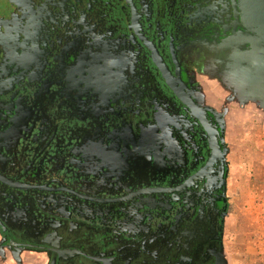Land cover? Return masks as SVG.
I'll list each match as a JSON object with an SVG mask.
<instances>
[{
	"label": "flooded vegetation",
	"instance_id": "flooded-vegetation-1",
	"mask_svg": "<svg viewBox=\"0 0 264 264\" xmlns=\"http://www.w3.org/2000/svg\"><path fill=\"white\" fill-rule=\"evenodd\" d=\"M197 51L200 63L210 56L224 65L233 56L263 52L264 0H0V153L29 121L31 136L45 137L40 114L46 107L53 127L34 166L74 151L71 172L95 190L75 188L50 170L29 181L0 171L27 183L63 181L100 197L155 189L113 204L70 195L87 205L77 206L75 223L46 222L33 234L14 223L13 213L0 214L8 228H0L5 245L45 251L48 264H77L78 255L104 264H218L228 153L223 118L201 103L191 78L186 58ZM48 95L54 98L49 107L42 105ZM65 229L77 232L76 245L66 243Z\"/></svg>",
	"mask_w": 264,
	"mask_h": 264
},
{
	"label": "rangeland",
	"instance_id": "rangeland-1",
	"mask_svg": "<svg viewBox=\"0 0 264 264\" xmlns=\"http://www.w3.org/2000/svg\"><path fill=\"white\" fill-rule=\"evenodd\" d=\"M203 52L207 53L206 50H203L202 53ZM198 55L199 52L197 51L196 53L190 54L189 57H198ZM192 58H186V60L192 62V64L188 63V65L192 66L191 78L195 84L199 86L201 84L199 79L202 77L205 63L204 61L200 63V58L194 62ZM199 91L200 89H198V93ZM53 100V95H48L42 100V105L46 104L47 107H49ZM48 112L49 111L46 107H44L42 113L40 114L41 117L42 115L45 116L43 119L46 124H44L43 127H45L44 131H47L46 135L43 134L45 137L41 136L43 138H40V140L38 137L31 136L30 134L33 130V121H29L27 124L19 128L17 130L18 132L16 131L17 134L22 135L21 145L30 150L29 153H27L28 164H31L34 161V155L37 154L36 151H38L40 145L44 142H46V144L49 142L50 138L48 136L53 127V123L50 121L51 117ZM33 117V119H35V116ZM57 126L60 128H66L67 125L64 121H59ZM247 126L248 122H240L238 126L235 125L229 129L225 128V141L227 137L228 140L232 139L233 141H230V143L226 142L229 173L227 178L225 200L228 207L224 220L223 250L218 260V264H264V169L259 166V163L263 158L256 152L259 148L257 147L256 140H253L255 136L254 134H251L252 132L247 131ZM72 135H75L76 137L78 135L76 133V129L74 128L72 130ZM64 138L66 139V137H63V139ZM70 152L71 150H64L61 154H56V156H54L53 162L55 164L50 169L51 175L58 174L65 181L74 185L75 188L79 187L85 190H93V187H89L83 181L81 173L71 172L72 168L69 166ZM71 153L75 155L74 151ZM0 163H2L1 169H5L8 162L6 161V163ZM76 171L80 170L77 169ZM43 174H46L45 171ZM36 175L37 173L35 174V172L31 170L21 179L28 181L35 180L34 177H37ZM46 175L41 177L43 178L42 180L47 178ZM142 176V174L138 175L136 180L138 184L145 182L144 177ZM17 191L18 190H14L9 187L7 188L0 184V202L3 204L5 203L7 209V202L10 201L9 207L13 206L11 211H13L14 223L24 227L23 229L28 233L34 232L35 229H40L46 224V222H48V224L54 223L56 225L58 224V218L62 219V216L65 215L64 211L66 209L58 210L52 206L53 208L50 210L51 212H47L44 209L38 210V208L32 204V201L23 202V200L19 199V197L18 199H13L10 193H13V195L21 193ZM97 191L99 192V190ZM23 193L26 195V192ZM30 193L35 195V200L38 201V199H41V203L44 205L47 203L48 207H51L50 204H54V198H51L52 195H49L48 193ZM61 195L75 200L73 196H70L67 193ZM49 200H52V202L50 203ZM1 208L2 207L0 206V214L3 215L5 214V210L3 212ZM77 208V206L73 207L74 212L71 218L73 222L75 221L77 215L76 210H79ZM39 215L40 217H38ZM82 217V214H80L79 219H82ZM24 218H26L27 221L24 220ZM76 233L67 232V229H65V231L63 230L62 236L67 238L66 243L68 245L72 244L74 246L77 244L76 242H78V240L75 236ZM43 234H47V232ZM27 242L31 245L40 243V241L37 240H28ZM48 262L49 255L47 252L21 248L12 250L9 245L4 244V239L0 234V264H48ZM76 262L77 264H104L103 262L88 260L86 257L79 255L76 258Z\"/></svg>",
	"mask_w": 264,
	"mask_h": 264
},
{
	"label": "crops",
	"instance_id": "crops-1",
	"mask_svg": "<svg viewBox=\"0 0 264 264\" xmlns=\"http://www.w3.org/2000/svg\"><path fill=\"white\" fill-rule=\"evenodd\" d=\"M199 58V55L198 57L194 56L192 60L197 61ZM204 63L205 67L202 72V77L199 79L201 84L197 86V88L200 89L198 95L201 103L213 108L222 116V120L225 121L226 129L235 125L238 126L240 122H248L247 131L252 132L251 134L255 136L253 140H256L257 147L259 148L256 152L263 158L259 166L264 169V51L261 53L251 52L241 57L233 56L230 63L227 65H224V60L212 59L210 56ZM17 132L14 134V137H12V140L7 141L5 144L7 148L5 150L6 154H2L3 151L0 153L1 160L8 162L3 171L6 174L21 179L31 170H33L35 174L48 169L50 170L54 162L49 165L42 161L41 164L36 167L34 166V162L33 165L28 164L27 153H29L30 150L21 145L22 135L17 134ZM68 136L69 135H66V138H68ZM230 141L233 140H228L227 137L226 142L230 143ZM1 166L2 163H0V169ZM48 194L52 195L51 198H54V204H50L51 207H48L46 202L45 205L42 204L41 199H38V201L35 200V195H32V193H26V195H24L23 192L17 193V195L10 193L13 199H18L19 197L23 202L32 201V204L37 207L38 210L44 209L47 212H51L52 206L58 210L66 209L64 211L65 215L62 216V219H65L66 222L72 218L74 206L80 205V208L87 206L82 205V203L74 199L61 195L65 193ZM49 201L50 203L52 202V200ZM7 203L6 209V204L0 202L1 209L3 212L5 210V214H2L11 216L13 213V211H11L13 206L9 207L10 201ZM38 217H40V215ZM24 220L27 219L24 218ZM57 221L58 224L62 222L59 218ZM66 258L68 259L70 257Z\"/></svg>",
	"mask_w": 264,
	"mask_h": 264
},
{
	"label": "water",
	"instance_id": "water-1",
	"mask_svg": "<svg viewBox=\"0 0 264 264\" xmlns=\"http://www.w3.org/2000/svg\"><path fill=\"white\" fill-rule=\"evenodd\" d=\"M157 65L159 66V68L161 69V71L163 72V74L165 75V77H167V81L170 84V86L172 87V89L175 91V93H177L181 98L182 94L180 93L179 88L176 86V84L173 82V78H172V74L171 71L169 70V68L167 66L164 67V64H162L161 60H157ZM190 105V107L193 109L194 112L196 113H201L203 114L204 110L203 108H201V106L195 102L189 101L188 103ZM208 110L212 111L213 113H215V111L211 108H208ZM223 122V120H222ZM68 124V123H67ZM215 144L217 145V141L215 140ZM217 148L219 149V146L217 145ZM223 160H225V157L223 156ZM0 182L7 185L8 187L14 189V190H18L21 192H33V191H38V192H52V193H67L69 195H73L78 199L84 200V201H91V202H95V203H102V204H113V203H117V202H122L125 200H129L135 196H141V195H146L149 192H153L155 191V189L153 188H148V187H144L141 189H138L136 191H134L133 193H131L130 195L123 197V198H115V197H100V196H96V195H92L86 192H83L81 190H77L69 185H67L66 183H63V181H60V185L59 186H54L51 183H47V184H42V183H27L21 180H17L14 179L4 173H2L0 171ZM0 228L3 229L4 231H7L8 228L7 226L3 223L2 219L0 218ZM30 246V245H29ZM54 251L58 252L59 254H65V253H79L82 255H86L85 252L81 249L79 250H73V249H53ZM92 259L95 260H99L102 261L103 259L101 258H96V257H91Z\"/></svg>",
	"mask_w": 264,
	"mask_h": 264
},
{
	"label": "trees",
	"instance_id": "trees-1",
	"mask_svg": "<svg viewBox=\"0 0 264 264\" xmlns=\"http://www.w3.org/2000/svg\"><path fill=\"white\" fill-rule=\"evenodd\" d=\"M65 122V124L67 125V122L66 121H64ZM67 128H68V126H66ZM60 128V127H59Z\"/></svg>",
	"mask_w": 264,
	"mask_h": 264
}]
</instances>
